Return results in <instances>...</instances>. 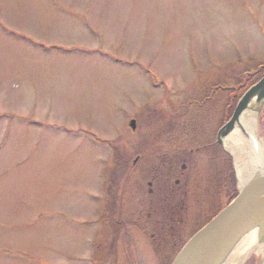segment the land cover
Segmentation results:
<instances>
[{
	"label": "rangeland",
	"instance_id": "1",
	"mask_svg": "<svg viewBox=\"0 0 264 264\" xmlns=\"http://www.w3.org/2000/svg\"><path fill=\"white\" fill-rule=\"evenodd\" d=\"M263 63L264 0H0V264H159L124 223L179 161L175 259L224 152L241 188L218 130Z\"/></svg>",
	"mask_w": 264,
	"mask_h": 264
},
{
	"label": "water",
	"instance_id": "2",
	"mask_svg": "<svg viewBox=\"0 0 264 264\" xmlns=\"http://www.w3.org/2000/svg\"><path fill=\"white\" fill-rule=\"evenodd\" d=\"M253 105L258 112L264 107V76L244 93L230 120L219 130L217 140L221 146L242 113ZM129 126L135 130V121ZM253 228L258 229L260 236L264 234V175L241 187L237 197L183 246L172 264H220L236 242Z\"/></svg>",
	"mask_w": 264,
	"mask_h": 264
},
{
	"label": "flooded vegetation",
	"instance_id": "3",
	"mask_svg": "<svg viewBox=\"0 0 264 264\" xmlns=\"http://www.w3.org/2000/svg\"><path fill=\"white\" fill-rule=\"evenodd\" d=\"M259 112L264 119V107L259 108ZM132 120L134 119L130 121ZM223 125H221L219 130ZM218 145L220 144L218 143ZM138 161L139 157L137 156L133 161V165H136ZM178 164L179 161L172 162L168 164L165 171H158L156 175H153L152 180L147 182L148 187H150L147 193L148 199L142 202L145 210H139V214H137L135 218L132 217L128 222L124 223L128 230H137L145 237H147L149 233L148 240L151 246L155 252L156 248L159 249V253L157 254L156 252V257L159 258V264H170L168 261L175 257V255H173L175 254L174 251L167 250L168 243L174 239V235L172 236L170 231L175 230L173 218L178 216L180 212L185 209L184 203L188 194L187 188L181 186V181L179 179L174 180L175 176L178 174ZM185 168L186 165L183 164L182 169ZM170 221L172 222L171 226H169ZM120 223L121 222H119V224ZM121 233L124 234L126 231ZM173 244H177L176 240H173ZM184 244L181 247H183ZM131 255L132 254H130V256Z\"/></svg>",
	"mask_w": 264,
	"mask_h": 264
},
{
	"label": "bare ground",
	"instance_id": "4",
	"mask_svg": "<svg viewBox=\"0 0 264 264\" xmlns=\"http://www.w3.org/2000/svg\"><path fill=\"white\" fill-rule=\"evenodd\" d=\"M252 107L242 113L234 130L223 140L225 150L235 159L242 188L264 175V141L257 136L258 113ZM251 256L261 257L264 264V234L260 236L257 228L247 231L220 264H243Z\"/></svg>",
	"mask_w": 264,
	"mask_h": 264
},
{
	"label": "trees",
	"instance_id": "5",
	"mask_svg": "<svg viewBox=\"0 0 264 264\" xmlns=\"http://www.w3.org/2000/svg\"><path fill=\"white\" fill-rule=\"evenodd\" d=\"M264 76V63L261 64L252 74L245 77L242 82H239L233 90V105L236 106L237 102L241 99L243 94L253 85L261 80ZM222 168L219 170L218 177L216 178V188L214 192V198L218 201L215 204L210 215L209 221H211L221 210L224 209L223 199L226 201V205H229L239 194L236 185V178L234 169L232 167L231 157L225 152L222 155ZM208 221V222H209ZM157 254L159 249L156 248Z\"/></svg>",
	"mask_w": 264,
	"mask_h": 264
}]
</instances>
